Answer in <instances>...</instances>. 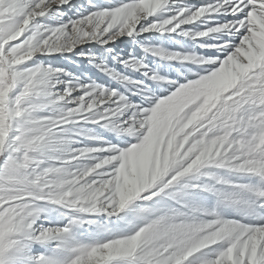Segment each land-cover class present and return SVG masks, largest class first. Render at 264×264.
Returning a JSON list of instances; mask_svg holds the SVG:
<instances>
[{
    "label": "snow or ice",
    "instance_id": "6c2138e0",
    "mask_svg": "<svg viewBox=\"0 0 264 264\" xmlns=\"http://www.w3.org/2000/svg\"><path fill=\"white\" fill-rule=\"evenodd\" d=\"M0 264H264V0H0Z\"/></svg>",
    "mask_w": 264,
    "mask_h": 264
}]
</instances>
